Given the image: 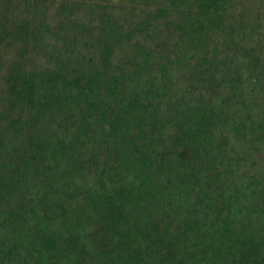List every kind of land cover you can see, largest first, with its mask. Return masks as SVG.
Instances as JSON below:
<instances>
[{
    "label": "trees",
    "instance_id": "trees-1",
    "mask_svg": "<svg viewBox=\"0 0 264 264\" xmlns=\"http://www.w3.org/2000/svg\"><path fill=\"white\" fill-rule=\"evenodd\" d=\"M0 264H264V0H0Z\"/></svg>",
    "mask_w": 264,
    "mask_h": 264
}]
</instances>
